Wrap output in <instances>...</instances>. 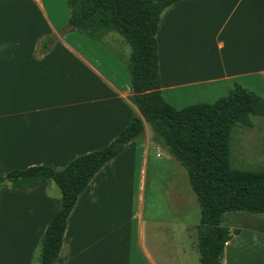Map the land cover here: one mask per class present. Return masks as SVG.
<instances>
[{"label":"crops","instance_id":"0c3cea01","mask_svg":"<svg viewBox=\"0 0 264 264\" xmlns=\"http://www.w3.org/2000/svg\"><path fill=\"white\" fill-rule=\"evenodd\" d=\"M66 0H0V176L64 168L107 147L138 114L119 54L63 32ZM161 96L175 109L235 85L264 100V0H181L157 34ZM232 169L264 173V117L229 133ZM53 182L0 190V264H39L61 197ZM201 212L187 174L143 133L78 196L54 264H200ZM221 264H264V214L228 212Z\"/></svg>","mask_w":264,"mask_h":264},{"label":"trees","instance_id":"16d2710c","mask_svg":"<svg viewBox=\"0 0 264 264\" xmlns=\"http://www.w3.org/2000/svg\"><path fill=\"white\" fill-rule=\"evenodd\" d=\"M181 0H66L63 32H73L91 49L104 45L109 34L130 47L121 63L135 115L105 148L71 160L64 168L33 166L0 176L1 188L27 189L43 180L61 192L57 208L40 239V264H54L60 252L67 218L78 196L95 174L138 138L145 124L155 141L185 170L197 197L201 220L197 227L200 264H221L230 232L221 226L228 212L264 214V173L232 169L229 133L264 117V100L235 85L213 103L175 109L161 96L156 34L163 14ZM96 51V50H95Z\"/></svg>","mask_w":264,"mask_h":264},{"label":"rangeland","instance_id":"374dc122","mask_svg":"<svg viewBox=\"0 0 264 264\" xmlns=\"http://www.w3.org/2000/svg\"><path fill=\"white\" fill-rule=\"evenodd\" d=\"M66 12H67V14H66V19H65V24H66L67 17H68L67 5H66ZM95 48H96L97 52H99L100 56H102L103 58L108 57V58L113 59L112 55L114 53V54L121 55L124 60H128L129 55H130V47L123 41V39L119 35H116V34H109L106 37L104 45H97ZM147 127H148V125H147ZM10 186L11 185L7 183V187L10 188ZM56 189H58V188H56ZM0 190H1V186H0ZM39 256H40V254H39Z\"/></svg>","mask_w":264,"mask_h":264}]
</instances>
